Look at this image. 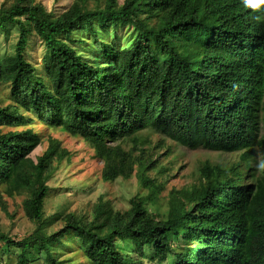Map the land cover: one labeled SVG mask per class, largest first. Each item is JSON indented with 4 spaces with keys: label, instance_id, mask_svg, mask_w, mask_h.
Listing matches in <instances>:
<instances>
[{
    "label": "trees",
    "instance_id": "trees-1",
    "mask_svg": "<svg viewBox=\"0 0 264 264\" xmlns=\"http://www.w3.org/2000/svg\"><path fill=\"white\" fill-rule=\"evenodd\" d=\"M86 1L57 15L35 0L0 8V24H15L19 33L15 53L0 57V80L10 82L14 99L0 106V125L32 120L22 107L82 136L103 160L105 180L128 178L138 165L149 200L133 198L125 212L99 208V224L72 215L44 233L58 144L35 161L41 140L31 128L0 132V184L9 196L28 193L23 206L35 224L23 238L0 229V244L19 249L16 264H28L33 248L48 264H66L52 247L68 232L83 241L90 264H264V5L95 0L88 8ZM121 25L133 28L134 40L123 48L116 38L101 42L105 64H91L72 45L80 41L76 29L95 35L97 27ZM31 35L44 46L42 72L25 57ZM147 129L190 148L240 152V159L229 167L205 162L198 184L175 192L164 214L155 212L148 202H156L161 184L145 174L156 164L153 147L143 146ZM127 140L132 148L122 145Z\"/></svg>",
    "mask_w": 264,
    "mask_h": 264
},
{
    "label": "rangeland",
    "instance_id": "rangeland-1",
    "mask_svg": "<svg viewBox=\"0 0 264 264\" xmlns=\"http://www.w3.org/2000/svg\"><path fill=\"white\" fill-rule=\"evenodd\" d=\"M41 3L48 12L57 15L67 10L79 0H35ZM103 2V0H101ZM15 0H0V8L10 6ZM123 0H119L121 4ZM88 8L95 6V0L85 2ZM101 6L104 4L101 3ZM95 35L92 31L79 28L74 36L80 39L72 45L87 61L94 65L105 64L101 42H112L116 38L119 48L129 46L135 37V31L129 26L112 27L108 32L99 27ZM18 28L6 22L0 24V57L11 56L16 51ZM101 43V44H100ZM44 46L35 35L29 36L25 57L35 64L42 72ZM14 103L9 81L0 80V106ZM20 112L32 118L25 125L16 127L1 126L0 132L31 128L40 137V144L33 150L31 157L36 161L57 142L62 158H55L47 184L50 187L44 201L43 224L44 233H53L66 226L68 217L75 216L83 221H96L99 224L104 215L98 213L99 208L108 212L127 211L133 198L141 197L148 201L149 189L143 187L139 180V167L135 166L128 178L119 177L115 180L103 178L104 162L98 156L95 147L80 135H72L60 127L52 126L41 120L37 115L20 107ZM141 138L146 140V148L153 147L155 162L147 168L145 174L156 180L159 195L156 202H148V207L155 212L164 214L168 210L169 201L175 192L190 188L200 180L199 167L205 162L220 163L229 167L240 159V152H220L204 147L190 148L181 145L160 132L147 129L142 131ZM125 148H132L130 141H123ZM256 149L257 158L262 153ZM28 193L22 192L9 196L5 185L0 184V229L16 238H23L35 229L34 222L26 215L23 202ZM99 218L97 219V216ZM119 247L133 251L129 244L117 241ZM52 247L54 256L64 260L66 264H90L85 255L83 241L73 232L65 234L60 242ZM19 249L14 245L0 244V264H16ZM46 254L33 248L28 264H48ZM150 264V263H145ZM156 264V263H152Z\"/></svg>",
    "mask_w": 264,
    "mask_h": 264
},
{
    "label": "clouds",
    "instance_id": "clouds-1",
    "mask_svg": "<svg viewBox=\"0 0 264 264\" xmlns=\"http://www.w3.org/2000/svg\"><path fill=\"white\" fill-rule=\"evenodd\" d=\"M243 3L245 7H250L254 11H258L262 5H264V0H243ZM257 20L260 19V17H256ZM260 168V167H259ZM262 171H264V168H260Z\"/></svg>",
    "mask_w": 264,
    "mask_h": 264
}]
</instances>
